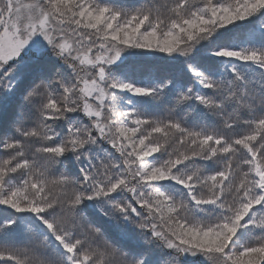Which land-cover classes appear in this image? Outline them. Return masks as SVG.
Masks as SVG:
<instances>
[{"label":"snow or ice","instance_id":"1","mask_svg":"<svg viewBox=\"0 0 264 264\" xmlns=\"http://www.w3.org/2000/svg\"><path fill=\"white\" fill-rule=\"evenodd\" d=\"M0 264H264V0H0Z\"/></svg>","mask_w":264,"mask_h":264}]
</instances>
